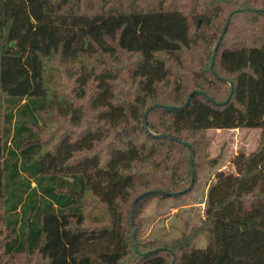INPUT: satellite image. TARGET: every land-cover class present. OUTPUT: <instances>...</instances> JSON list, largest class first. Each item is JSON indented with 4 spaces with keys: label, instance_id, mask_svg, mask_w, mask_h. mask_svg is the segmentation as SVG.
I'll return each mask as SVG.
<instances>
[{
    "label": "trees",
    "instance_id": "1",
    "mask_svg": "<svg viewBox=\"0 0 264 264\" xmlns=\"http://www.w3.org/2000/svg\"><path fill=\"white\" fill-rule=\"evenodd\" d=\"M52 116L74 131L44 140ZM1 118L0 262L264 264V0H0ZM239 129H259V147L216 175L201 224L135 238V200L170 194L138 203L139 235L148 201L193 191L207 132Z\"/></svg>",
    "mask_w": 264,
    "mask_h": 264
},
{
    "label": "rangeland",
    "instance_id": "2",
    "mask_svg": "<svg viewBox=\"0 0 264 264\" xmlns=\"http://www.w3.org/2000/svg\"><path fill=\"white\" fill-rule=\"evenodd\" d=\"M245 24L244 18H238L235 21V25L230 30V34L227 38L228 45L235 33L245 30ZM202 53L203 47H196L192 51V54L187 56V60L191 65L199 66V58ZM46 66L48 67L47 74L49 78L54 80L51 86L55 87L54 89L58 91L60 97L63 96L69 99L71 97L73 82L67 77L69 75L68 67L60 64V62L54 59L48 61ZM80 104L81 103H76V105ZM6 106L8 105L6 104L4 108H6ZM84 106H87L86 103H84ZM4 108L1 112L2 118L8 115ZM2 118L0 134L3 133L4 126V120ZM52 120L54 123L50 124L49 128L43 131L44 140L48 139V141L54 142L55 137H60L63 133L71 130L74 131L73 128L67 125L66 120L57 117ZM206 139L207 145L204 148L205 152L204 150L202 151L206 157L205 159H201L203 165L201 164L197 172L196 183L191 194L184 197L181 201H174L172 199H167L162 202H157L156 199L148 201L144 205L138 219L140 222L139 235L134 214L135 238L138 236L145 241H151L156 238L174 239L181 236L186 223L190 226L200 225L205 216V205L208 201L210 190L212 186L215 188L218 182L216 175L219 172L235 174L236 167L234 160L236 156L240 152L249 155L259 147L260 130H210L206 134ZM196 246L199 249L206 248V239L200 238ZM0 264H26V262L24 259L16 258L8 260L2 257ZM31 264H34V262Z\"/></svg>",
    "mask_w": 264,
    "mask_h": 264
},
{
    "label": "water",
    "instance_id": "3",
    "mask_svg": "<svg viewBox=\"0 0 264 264\" xmlns=\"http://www.w3.org/2000/svg\"><path fill=\"white\" fill-rule=\"evenodd\" d=\"M230 19H231V17L228 19L227 25H226V27H225V29H224V32H223L222 36H221L220 42L224 39V37H225V35H226L227 29H228V26H229V23H230ZM220 42L218 43V45H217V47H216V49H215L214 56L216 55L217 49H218V47H219V45H220ZM212 67H213V64H212ZM230 85H231V88H232V91H233V89H234V84L231 82ZM195 94H202V95H204L203 92H199V91L192 92V93L190 94V96L188 97V100H187V102L185 103L184 106H187V105H188V103L190 102V99H191L192 96H194ZM145 119H146V117H145ZM146 127H147V121H146ZM186 145L189 146L188 144H186ZM189 147H190V146H189ZM191 162H192V164H193V155H192V154H191ZM194 183H195V171H193V179H192V183H191L190 187L188 188V190H191V189H192ZM156 194H158V195H170L169 193H166V192H163V191H151V192H147V193H144V194L140 195V196L135 200V202H134V204H133V207H132V213H131V223H132V227H133V231H134V237H135V228H134V221H133V218H134L135 209H136L138 203H139L141 200H143L144 198H147V197H149V196L156 195Z\"/></svg>",
    "mask_w": 264,
    "mask_h": 264
}]
</instances>
